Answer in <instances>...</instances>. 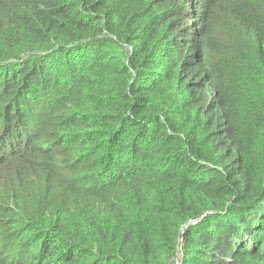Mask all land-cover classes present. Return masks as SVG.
<instances>
[{
    "label": "trees",
    "instance_id": "1",
    "mask_svg": "<svg viewBox=\"0 0 264 264\" xmlns=\"http://www.w3.org/2000/svg\"><path fill=\"white\" fill-rule=\"evenodd\" d=\"M264 264V0H0V264Z\"/></svg>",
    "mask_w": 264,
    "mask_h": 264
},
{
    "label": "rangeland",
    "instance_id": "2",
    "mask_svg": "<svg viewBox=\"0 0 264 264\" xmlns=\"http://www.w3.org/2000/svg\"><path fill=\"white\" fill-rule=\"evenodd\" d=\"M181 257L180 255H178L176 258H175V262L178 264L179 263V258Z\"/></svg>",
    "mask_w": 264,
    "mask_h": 264
}]
</instances>
